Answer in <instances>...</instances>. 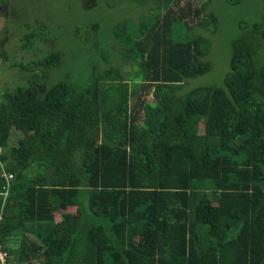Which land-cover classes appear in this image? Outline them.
<instances>
[{"label": "trees", "instance_id": "obj_1", "mask_svg": "<svg viewBox=\"0 0 264 264\" xmlns=\"http://www.w3.org/2000/svg\"><path fill=\"white\" fill-rule=\"evenodd\" d=\"M88 1L147 12L71 29L57 0L0 36L24 77L0 92L8 264H264V18L240 23L221 83L187 87L212 69L210 0Z\"/></svg>", "mask_w": 264, "mask_h": 264}, {"label": "rangeland", "instance_id": "obj_2", "mask_svg": "<svg viewBox=\"0 0 264 264\" xmlns=\"http://www.w3.org/2000/svg\"><path fill=\"white\" fill-rule=\"evenodd\" d=\"M205 1L206 0H190L194 7L200 6ZM56 2L57 0H45V4L41 8H35L29 0H13L11 7H8L6 10L10 17V24L8 21L6 22L7 19L3 16L4 12L1 10L3 7H0V36L5 37L10 34H18L21 28H17L18 26L15 25L14 20L19 19V24H23L25 21L28 23L30 11L37 10L40 16H51L52 14L48 12L49 10H46V7L54 5ZM64 2L67 7L69 27H71L73 23L79 24L81 21L91 22L96 16L105 17V19H109L111 22L115 21V17H128L137 21L141 13L147 12L144 6H140L133 1L118 2L113 8H102L99 6L92 9L91 12L87 9V5L90 2L88 0H64ZM125 4H127L129 10H125ZM207 10L215 12L219 18L218 29L206 35L211 42V50L208 59L212 62V69L210 72L188 81L187 87L219 84L222 82L224 74L229 69L230 42L234 38L233 36L237 33L241 22H252L264 18V0H243L239 3H230L228 0H210L207 5ZM71 29H73V27H71ZM195 31L197 34L203 33L200 26H196ZM184 33L185 30L183 27L175 28V35L177 37H182ZM15 39L16 37L10 36V42H6V47L8 48L11 46V44L15 42ZM18 51L15 54L16 59H20L21 56L25 54L20 49H18ZM34 55L35 53H30L26 58H30ZM127 69H129V67ZM23 79L24 77L21 72L13 67L10 62L1 61L0 59V92L5 88L13 89L18 84L23 85ZM21 135L22 133H20L19 130L13 128L9 135V143L11 145H17ZM69 211L74 212L75 207H71ZM60 218L59 215L56 216V219Z\"/></svg>", "mask_w": 264, "mask_h": 264}, {"label": "crops", "instance_id": "obj_3", "mask_svg": "<svg viewBox=\"0 0 264 264\" xmlns=\"http://www.w3.org/2000/svg\"><path fill=\"white\" fill-rule=\"evenodd\" d=\"M71 207H75L74 205L73 206H69L68 208H67V211L69 212V213H75L76 212V207H75V211L74 212H71V211H69V209H71ZM57 216V215H56ZM60 216V215H59ZM56 220H59V219H56ZM30 237H33L34 238V240L35 241H37L38 242V244H40V241H39V239H36V237L32 234V233H27ZM14 237H16V236H14ZM12 238V237H11ZM32 238V239H33ZM15 243H16V240H11L10 241V244H14L15 245ZM28 262H30L31 264H40V259L39 258H31V259H26V261L24 262V263H28Z\"/></svg>", "mask_w": 264, "mask_h": 264}, {"label": "built area", "instance_id": "obj_4", "mask_svg": "<svg viewBox=\"0 0 264 264\" xmlns=\"http://www.w3.org/2000/svg\"><path fill=\"white\" fill-rule=\"evenodd\" d=\"M6 179H10L12 177L9 173H4ZM9 253L7 249L0 243V264H8Z\"/></svg>", "mask_w": 264, "mask_h": 264}]
</instances>
